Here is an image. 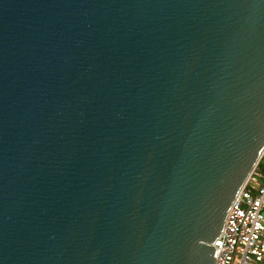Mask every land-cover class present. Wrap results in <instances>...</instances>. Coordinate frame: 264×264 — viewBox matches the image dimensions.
Here are the masks:
<instances>
[{
    "label": "water",
    "instance_id": "water-1",
    "mask_svg": "<svg viewBox=\"0 0 264 264\" xmlns=\"http://www.w3.org/2000/svg\"><path fill=\"white\" fill-rule=\"evenodd\" d=\"M264 154V0H0V264H214Z\"/></svg>",
    "mask_w": 264,
    "mask_h": 264
},
{
    "label": "built area",
    "instance_id": "built-area-1",
    "mask_svg": "<svg viewBox=\"0 0 264 264\" xmlns=\"http://www.w3.org/2000/svg\"><path fill=\"white\" fill-rule=\"evenodd\" d=\"M264 261V173L257 167L228 208L214 242V264Z\"/></svg>",
    "mask_w": 264,
    "mask_h": 264
},
{
    "label": "trees",
    "instance_id": "trees-1",
    "mask_svg": "<svg viewBox=\"0 0 264 264\" xmlns=\"http://www.w3.org/2000/svg\"><path fill=\"white\" fill-rule=\"evenodd\" d=\"M257 168L264 173V157H262V159L258 163Z\"/></svg>",
    "mask_w": 264,
    "mask_h": 264
},
{
    "label": "rangeland",
    "instance_id": "rangeland-1",
    "mask_svg": "<svg viewBox=\"0 0 264 264\" xmlns=\"http://www.w3.org/2000/svg\"><path fill=\"white\" fill-rule=\"evenodd\" d=\"M262 157H264V154H263V156ZM262 159V158H261ZM260 162V161H259ZM258 166V165H257ZM262 264H264V261H263V263Z\"/></svg>",
    "mask_w": 264,
    "mask_h": 264
}]
</instances>
